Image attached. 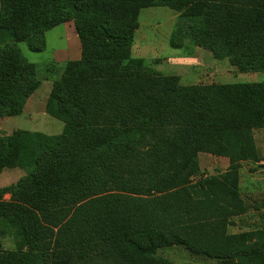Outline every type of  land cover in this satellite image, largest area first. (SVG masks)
I'll list each match as a JSON object with an SVG mask.
<instances>
[{
    "label": "trees",
    "instance_id": "obj_1",
    "mask_svg": "<svg viewBox=\"0 0 264 264\" xmlns=\"http://www.w3.org/2000/svg\"><path fill=\"white\" fill-rule=\"evenodd\" d=\"M163 5L179 13L173 49L189 41L237 72H264V0H0V118L20 116L37 88L15 44L38 35L40 52L47 31L72 21L81 45L45 104L62 132L0 136V172L27 173L0 191L12 196L0 202V240L17 246L0 264H144L171 246L264 264V227L227 232L246 211L239 169L257 160L264 82L182 86L146 70L131 55L137 18ZM199 153L227 170L194 181Z\"/></svg>",
    "mask_w": 264,
    "mask_h": 264
},
{
    "label": "rangeland",
    "instance_id": "obj_2",
    "mask_svg": "<svg viewBox=\"0 0 264 264\" xmlns=\"http://www.w3.org/2000/svg\"><path fill=\"white\" fill-rule=\"evenodd\" d=\"M179 13L169 7H145L139 11L138 27L132 44V57L144 60V68L162 76L179 78L182 86L234 84L264 82V72L240 73L227 58L215 59L206 49L194 46L189 41L180 42V48L173 49L170 38ZM41 37L36 35L30 42L14 45L29 62L35 65L34 81L37 88L36 102L32 111L17 117L0 118V136H10L16 130L41 132L45 135H58L64 124L44 112L53 82L60 78L67 62L78 60L81 45L72 21H67L45 34L46 46H41ZM193 60V63H190ZM185 61V62H184ZM257 160L243 161L239 169V190L245 203L244 214L233 217V225L228 234L252 231L264 227V127L253 131ZM200 169L194 181L206 176H220L228 168V159L199 153ZM26 170L22 168L3 169L0 172V191L23 182ZM12 199L10 192H0V202ZM13 237L0 240L2 252H15L17 246ZM145 262V263H144ZM144 264H231L219 259L190 254L182 246L158 249L155 256L149 257ZM90 264H124L112 258H95Z\"/></svg>",
    "mask_w": 264,
    "mask_h": 264
},
{
    "label": "crops",
    "instance_id": "obj_3",
    "mask_svg": "<svg viewBox=\"0 0 264 264\" xmlns=\"http://www.w3.org/2000/svg\"><path fill=\"white\" fill-rule=\"evenodd\" d=\"M185 62V61H184ZM194 61L193 60H190V63H193ZM35 97V93L34 94H32L29 98H28V100L26 101V104H25V106H24V109H23V112H22V114L23 113H25V112H31L32 111V104L33 103H35L36 102V98H34ZM46 104V102L44 103V105ZM45 107V106H44ZM44 112L46 113V111H45V108H44ZM21 114V115H22ZM47 114V113H46ZM48 115V114H47ZM61 122V121H60Z\"/></svg>",
    "mask_w": 264,
    "mask_h": 264
}]
</instances>
